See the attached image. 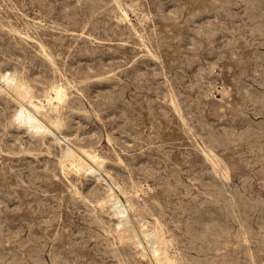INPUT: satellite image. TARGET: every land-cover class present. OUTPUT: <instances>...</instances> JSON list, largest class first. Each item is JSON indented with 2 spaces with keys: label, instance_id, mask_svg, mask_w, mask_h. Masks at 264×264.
Returning a JSON list of instances; mask_svg holds the SVG:
<instances>
[{
  "label": "rangeland",
  "instance_id": "374dc122",
  "mask_svg": "<svg viewBox=\"0 0 264 264\" xmlns=\"http://www.w3.org/2000/svg\"><path fill=\"white\" fill-rule=\"evenodd\" d=\"M0 79V264H264V0H0Z\"/></svg>",
  "mask_w": 264,
  "mask_h": 264
},
{
  "label": "bare ground",
  "instance_id": "6f19581e",
  "mask_svg": "<svg viewBox=\"0 0 264 264\" xmlns=\"http://www.w3.org/2000/svg\"><path fill=\"white\" fill-rule=\"evenodd\" d=\"M3 79H4V81L6 82V85H7V87H8V89L10 90V91H12L18 98H19V100L21 99H27V98H29L30 97V92H29V89L27 88V87H25V86H23L21 83H20V81H18V80H16V79H14L13 77H7V76H4L3 77ZM0 80H2V79H0ZM57 85H59V84H57ZM7 92H9V91H7ZM60 90H58V95H60ZM13 95V94H12ZM63 97V96H62ZM16 98V97H15ZM21 102V101H20ZM38 103V102H37ZM40 113V112H39ZM43 118H45V117H43ZM49 119H52V118H49ZM19 121V123H23V124H25L26 126H28V129H30L31 130V132H33V133H43L44 135H45V133H48V132H46V131H49L50 132V130H49V128L47 127V125L45 124V122L44 121H41L37 116H36V113H35V110H33V108L32 107H30V106H28L27 104H25L24 102H21V104H20V109L17 111V114H16V119H15V121ZM55 120H56V118H55ZM54 120V121H55ZM47 121V120H46ZM51 120H49V122H50ZM58 121V120H57ZM52 122V121H51ZM50 124H53V123H50ZM53 125H55V124H53ZM53 125H52V127H53ZM21 126V125H20ZM57 126V125H56ZM57 127H60L59 125L57 126ZM56 127V128H57ZM55 129V128H54ZM56 130V129H55ZM53 132V131H52ZM35 133V134H36ZM49 134V133H48ZM42 135V134H41ZM47 135V134H46ZM33 136V135H32ZM55 136V135H54ZM62 138V137H61ZM58 139V138H57ZM63 140V139H62ZM57 142V141H56ZM59 144V143H58ZM66 146V145H65ZM83 147V146H82ZM82 147H81V149H82ZM76 149V148H75ZM83 150V149H82ZM63 152V151H62ZM82 153V152H81ZM96 153V152H95ZM63 154V153H62ZM64 154L66 155L65 157H69V158H71L74 162H77V164L78 165H81L82 166V168L84 167L86 170H93L94 171V169H93V166L91 165V162H89V161H87L86 159H85V157H83V154L81 155L80 153H76V150H74V149H72V148H69V147H67V149L66 150H64ZM96 155V154H95ZM64 157V156H63ZM91 158V157H90ZM95 158V157H94ZM93 158V159H94ZM66 159V158H65ZM64 160V159H63ZM62 160V161H63ZM65 161V160H64ZM63 161V162H64ZM66 161H68V159L66 160ZM66 163V162H65ZM72 165V164H71ZM77 165V166H78ZM101 167V164L100 165H98L97 166V168L98 167ZM79 169H81L80 167H79ZM84 170V169H83ZM87 173V172H86ZM114 180V179H113ZM114 182V181H113ZM111 191V190H110ZM109 191V192H110ZM125 195V194H124ZM107 197H106V199H104V197L102 198V199H104L103 200V202L105 203V204H107V203H112L113 202V204H115V209H114V214L116 215V217H118L119 218V222H118V224H121L119 227H121L120 229L119 228H117V230L119 229V232L121 233V235H122V237L121 238H128V239H130L134 244H136V247H137V245L138 244H140L141 242H140V239L138 238V236H137V233H136V231H134V229H133V227L131 226V224H130V218L126 215V207L120 202V200H119V198L114 194V193H108V195H106ZM125 197V196H124ZM123 197V198H124ZM126 201V200H125ZM127 202V201H126ZM103 203V205H105ZM132 203V202H131ZM111 205V204H110ZM106 206V205H105ZM133 206V205H132ZM130 207V206H129ZM135 207V206H134ZM131 210V209H130ZM135 210V209H134ZM113 211V210H112ZM133 211V210H132ZM134 212V211H133ZM113 213V212H112ZM113 214V215H114ZM132 216H134V214H132ZM136 218L138 219V216H136ZM136 220V219H135ZM138 220H140V219H138ZM142 220V219H141ZM142 223V222H141ZM144 224V223H143ZM140 225V224H139ZM159 225V224H158ZM142 226H144V225H142ZM155 226V225H154ZM153 227V226H152ZM116 228H115V230H116ZM142 229V228H141ZM144 229V228H143ZM148 229H150V228H148ZM152 229V228H151ZM154 229H158L157 231L159 232V228H154ZM146 230V229H145ZM144 232V231H143ZM162 232H163V230H162ZM118 233V232H117ZM145 233H146V235H149L146 231H145ZM150 233V232H149ZM151 234V233H150ZM162 234V233H161ZM120 235V234H119ZM160 234H158L157 232H152V234L150 235V236H148L146 239H148V245H149V251H151V254L156 258V259H158L160 262L162 261V259H161V253H163V251H162V245H161V242H162V240H161V237L159 236ZM168 237H170L169 235H168ZM163 238V237H162ZM172 238V237H171ZM125 239H123V242H124V240ZM129 240V243L131 242ZM122 241V240H121ZM126 241V240H125ZM147 242V241H146ZM169 242H171V241H168V243ZM172 242H173V240H172ZM128 243V242H127ZM132 243V244H133ZM122 244V243H121ZM165 244V243H164ZM142 245H143V243H142ZM133 246H135V245H133ZM171 248V247H170ZM140 250V249H139ZM166 250H167V248H166ZM172 250V249H171ZM174 250V249H173ZM142 253V252H141ZM165 253V252H164ZM145 254V253H144ZM143 254V255H144ZM174 256H176L175 254H174ZM174 256H172L173 258H174ZM142 257V256H141ZM178 257V256H177ZM181 258V257H180ZM178 259V260H181V259ZM165 259H167L168 260V262L170 263V264H176L175 263V261L173 262L172 260H170L169 258H168V256H166L165 255ZM187 260V259H186ZM167 263V262H166ZM185 263H186V261H185ZM179 264H181V263H179ZM183 264V263H182Z\"/></svg>",
  "mask_w": 264,
  "mask_h": 264
}]
</instances>
